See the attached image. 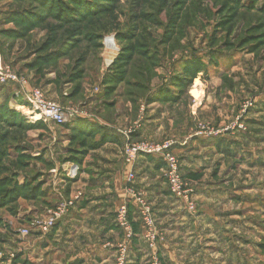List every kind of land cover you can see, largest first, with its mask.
I'll list each match as a JSON object with an SVG mask.
<instances>
[{"label":"rangeland","instance_id":"rangeland-1","mask_svg":"<svg viewBox=\"0 0 264 264\" xmlns=\"http://www.w3.org/2000/svg\"><path fill=\"white\" fill-rule=\"evenodd\" d=\"M113 1L115 9L109 15L94 14L96 19H93L90 18L92 12H89L84 15L89 17L86 20L78 17L72 22L67 21L69 16H64L65 14L61 18L66 21L45 16L39 26L36 24L37 19L29 20L27 17L35 12H43L34 1L0 0V57L4 65L22 81L21 84H0V106L7 103L8 110L18 114L24 124L32 126L23 131L20 127H6L1 122V130L8 137L18 133L21 135L17 136L16 142L6 145L8 158H5L4 162L8 168L0 171V177L8 175L13 184L18 186L25 182L30 185L39 184L43 194L36 199H27L21 195L6 204H0V264H27V261L28 264H37L35 248H30L29 252L23 254L27 241L35 238L33 236H41L36 222L46 218L47 212L55 206L60 197L72 200L73 207L83 197L79 189H70L71 184L79 177L81 165L64 159L69 156V150L79 153L81 147L72 142L70 130L66 127L75 125L76 121L83 118L84 113L92 115L95 110L100 109L99 100L104 92V78L114 69L111 64L109 68L106 66L105 42L108 38L113 39L114 49L120 51L121 47L129 42L117 41L115 33L127 32L135 23L139 27L137 32L145 29L142 37L149 45V54L157 58L152 78L159 81L161 76L164 78V74L166 78L171 74L177 80H188L185 87L175 88L177 95L174 98L176 100L171 101L168 107L170 114L180 119L187 110L188 122L191 118L190 127L194 133L198 131L197 127L194 129L192 111L189 109L196 108L191 94L199 98V86L203 90V97L196 101L200 107L203 106V112L212 114L213 120L207 121L209 127L219 131L218 135L207 140H236V147L230 151L229 148L228 151H222L224 155H220V160L217 154L211 158V170L215 174L213 176L220 174L216 180L221 179V185L230 193L233 207L230 210V220H233L230 222V248L234 255H230L231 259L216 260V255L211 254L210 248H207L209 252L204 254V258L201 257L199 262L192 259L194 255L189 254L183 259L184 263L264 264V0H164L161 4L158 0ZM89 6L93 9V4ZM144 13H150L151 20L144 19ZM93 26L104 30L100 33L102 48L96 52L85 43L89 37L88 32L95 38L96 34H92L95 32L88 31ZM42 27H55L56 34L53 35ZM49 37L54 38L57 43H50L44 48ZM74 37H77L75 42H79V45L71 53H67V43L72 42L70 39ZM58 40L63 44L58 45ZM51 50H57L56 55L61 54L58 60L52 62L54 64L47 67L33 65L34 62L38 64L37 58L40 54ZM85 53L87 59L81 64L79 60L85 58ZM193 58L200 59L203 66L199 72L201 75L197 74L189 84V74L180 69L182 64L192 63ZM77 68L83 69L84 76L79 82V90L72 95L76 83L72 85L67 83L66 79ZM48 85L50 91L46 92L44 87ZM26 87L29 89L26 90ZM33 89H40L48 101L66 110L78 111L80 116L62 125L31 119L32 115L28 113L29 108L25 106L21 95L22 92H30ZM54 93L57 94L58 100L52 97ZM95 101L98 102L94 103ZM146 106V99L141 96L142 115ZM197 111L199 110L193 111L194 115ZM118 128L125 132L132 129L125 126ZM99 135L98 133L97 136ZM97 136L89 139V144L96 143ZM139 141L157 143L145 139L132 142ZM15 147L19 148V151ZM20 154L27 159H18ZM17 159L21 161L19 168L8 165L9 161L16 162ZM65 165L78 166L79 172L74 179L68 180L64 177L62 167ZM183 182L187 189L191 190L190 198L194 207L188 208L183 200L181 203L189 214L197 217L199 207L194 199L196 185L184 177ZM220 210L228 213L222 206ZM228 218V215L218 217L221 220L219 234L227 233L225 226L229 223L223 225V222ZM23 229L28 232L26 236L21 234ZM213 229L208 227V230ZM199 232L197 226L192 227L189 236L196 237L197 233L201 234ZM156 243L154 240V246ZM192 243L193 241H190L189 244ZM200 247L202 244L198 241L191 250H200ZM219 250H222L221 247ZM152 257L157 264H164L157 256ZM145 260L148 259L144 258L143 264H147ZM139 261L130 259L129 264H139Z\"/></svg>","mask_w":264,"mask_h":264},{"label":"crops","instance_id":"crops-1","mask_svg":"<svg viewBox=\"0 0 264 264\" xmlns=\"http://www.w3.org/2000/svg\"><path fill=\"white\" fill-rule=\"evenodd\" d=\"M107 53L106 49V59ZM119 53L117 49L113 60L108 64L106 62L108 68ZM184 65L182 64L180 70H183ZM173 78L171 74L167 78L164 74V78L161 76L159 81L154 77L151 79V88L147 94L149 101L145 97L147 106L143 115L140 110L141 97L136 102L127 99L122 101L123 86L120 85L110 100L103 97L104 93L101 94L99 110H95L92 115L81 113L83 118L79 120L85 126L95 125L101 130L97 136V145L84 157H80L79 177L70 186L71 190L82 191L83 197L50 233L33 236L35 238L27 241L23 254L29 252L30 248H35L37 264H116L119 248L125 247L126 264L131 263L130 259L140 260L139 264H143L144 258L148 259L145 263L151 264L150 259L154 260V255L164 264H186L183 259L189 254L194 255L192 259L199 262L209 252L207 248H210L211 254L216 255L213 256L214 259H231L230 255H234V251L231 252L230 248V222L233 221L230 220V210L233 207L229 190L221 185V179L216 180L220 174L213 176L215 174L211 170V158L217 154L220 160V155H224L222 151H228V148L230 151L236 147V140L216 141L219 138H210L212 141H208L207 138L213 136L195 135L197 131L194 133L189 125L191 118L188 122L187 110L180 119L171 115L168 107L176 98L175 88L178 87ZM192 88H195V84ZM44 89L49 92L50 85ZM197 92L201 93L199 98L191 94L196 108L189 111H192L194 129L197 127L198 130L200 125L209 126L207 121H212L213 117L212 114L203 112V106L200 107L196 101L203 97L202 88L197 86ZM52 97L58 100L56 93ZM113 101L112 106H104V102ZM96 102L98 101L94 103ZM197 109L199 111L194 115L193 111ZM260 122L263 123L261 120ZM119 126L135 130L130 135L131 141L145 139L159 143L165 139L175 140L173 152L180 160L182 175L196 185L194 199L199 207L197 217L189 214L181 201L171 195L163 176L164 166L157 159L141 156L132 168L125 164L122 149L126 137L119 133ZM131 173L133 178L129 179ZM139 194L149 202L155 216L157 243L154 248H150L145 239V230L134 206L133 196ZM124 203L131 206L129 219L134 234L130 241L124 238L122 231L115 225L116 212ZM221 206L228 211L227 214L221 212ZM220 215L229 216L223 222V225L229 223L225 226L227 233H218L221 227V220L218 219ZM196 226L201 234L197 233L196 237L189 236V230ZM208 227L215 230H208ZM190 241H193L192 245L189 244ZM198 241L202 247L192 251ZM220 247L222 250H219Z\"/></svg>","mask_w":264,"mask_h":264},{"label":"trees","instance_id":"trees-1","mask_svg":"<svg viewBox=\"0 0 264 264\" xmlns=\"http://www.w3.org/2000/svg\"><path fill=\"white\" fill-rule=\"evenodd\" d=\"M32 2L34 1L36 3V5H38L39 7L42 8V13L40 14V12H35V14H29L27 17L28 19H37L36 21H38L36 24L39 25L40 22H42V18L49 17V18H55V19H63L61 18L62 15L64 16H69L67 21H74L77 20L78 17L79 18H85V20L87 18H89L87 16L84 17V15L86 13L92 12L90 13V18L96 19L97 15H101V14H106L109 15L110 12L115 9L114 7V1L113 0H31ZM106 3L105 4H101V2ZM135 1V0H134ZM161 3H163L164 0H158ZM100 3V4H98ZM135 3V2H134ZM90 4H93V9H90ZM90 9V10H89ZM100 11H105V12H100ZM45 13V15H44ZM93 14V15H92ZM96 16H95V15ZM43 15V16H41ZM151 14L149 13H144L142 15V17L148 18L151 20ZM141 16V15H140ZM140 16H136V17H140ZM134 19V18H133ZM84 20V19H83ZM66 21V19L64 20ZM35 25V24H33ZM32 25V26H33ZM40 26V25H39ZM43 29H46V31L48 32H52L53 35L56 34V30L55 27H42ZM32 28L30 27L29 30H31ZM87 29V27L85 28ZM84 30V29H83ZM137 30H139L138 25H136V23L134 24V26L131 27V30L128 29L127 32H116V40L117 41H128V45L126 46H122L120 53L118 54L117 58L114 60L113 64H112V69L113 72L111 71V74L106 76L105 78V88H104V94L103 97L107 98V100H110L111 95L114 94V92L117 90V88L120 86H123V98L136 102L138 97L144 96L148 99L146 93L149 90V83L152 79L153 76V72H154V68L156 66V62H157V58L156 56L151 57V55L149 54V45L146 42V40L143 39V34L145 33V29L142 32H137ZM88 31H92L95 33L92 34H96L94 37L92 38L91 36V32H88L87 34V39L85 43H88V46L91 49H94L95 52L99 49L102 48L101 46V38L102 35L100 33H103V29H99L97 27H91L90 30ZM139 33V34H138ZM125 38H127L125 40ZM77 39V37H74L70 40H72V42L70 41L69 43H67L66 49L65 51H67V53H71L72 50L75 49V47L77 45H79V42H75ZM46 40V39H45ZM60 41V40H58ZM50 43H57V41H55L54 38H47L46 43L44 44V48L49 45ZM60 42H58L59 45ZM63 44V43H61ZM43 45V44H41ZM49 49V48H48ZM47 50V48L45 49ZM56 51L57 50H51L48 52H45L44 54H40L41 56H39V58H37V62L38 64H36V62L33 63V65H38V67H47L50 64H54L52 62L56 61L59 59V57L61 56V54L56 55ZM85 58H82L79 60V58L77 60H79L81 62V64H84L86 58V53H85ZM135 57H137L135 59ZM76 60V61H77ZM200 59L198 58H193L191 61H193L192 63H188L186 62L183 70L185 74H189L190 78H189V84L192 81L191 79L195 78L196 75L201 71L202 69V63L199 61ZM188 63V64H187ZM74 68V67H73ZM84 76V72L83 69L81 68H77L76 70H74L73 72H71L68 75V78L66 79L67 83H71L74 87H73V93H77V91L80 88V80L82 79V77ZM173 82L175 83V85L181 87H185V83L188 82V80H177L176 77L173 78ZM176 99H173V101ZM114 103H105L104 102V106L105 107H110L112 106ZM6 126V127H20L21 130L25 131L28 128H31V125L28 124H24V122L21 120V117L16 114L14 111L12 110H8L7 109V103L3 104L2 106H0V165H2V167L0 166V171L3 170H7L6 168H8V166L6 165L5 158H8V152L6 151V145H8L11 142H16L15 140L17 139V136H20L21 134H13L12 136L8 137L7 135H5V132L1 129H3V127L1 126L2 123ZM77 123L75 124V126L73 127H66L68 130H70V137L72 138V142L75 145H79L81 147V150H78L79 153H75L74 150H69L68 154L69 156L64 159V161H72L75 163L80 164V157H84L87 152L91 149H93L97 143H93L92 145L89 144V139H93V137H95V135L97 136V134H100V128L92 125V126H88L85 124H83V122L76 121ZM102 136V134H101ZM102 138H104V136H102ZM20 139V138H19ZM7 140H9L7 143H5ZM15 149L17 151H19V148ZM26 158V156H22L21 154L18 156V159L20 158ZM17 161L16 162H11L9 161L8 165H11L12 167L15 168H19L21 161ZM13 180L12 178H9V176H5V177H0V204H6L8 201H12L15 197L17 196H23L24 198L27 199H32V198H37V196H42V192H40V188H39V184L37 185H30V183L25 182L22 186H18L17 184H13ZM131 210V206L128 205V218H129V213ZM130 220V219H129ZM134 231V229H133ZM264 251V249H262V252Z\"/></svg>","mask_w":264,"mask_h":264},{"label":"built area","instance_id":"built-area-1","mask_svg":"<svg viewBox=\"0 0 264 264\" xmlns=\"http://www.w3.org/2000/svg\"><path fill=\"white\" fill-rule=\"evenodd\" d=\"M21 79L10 68L4 65L0 57V84H21ZM25 83H22L24 85ZM22 99L26 103L28 113L32 115L33 120H43L53 124H67L72 122L74 118L79 117L78 111L66 110L52 101H48L40 89H33L30 92H22ZM227 130V129H225ZM134 130L120 131L119 133L126 137V143L122 149V156L126 165L131 168L134 166L136 160L141 156H150L161 161L164 164L163 176L166 181L167 188L171 195L177 200H183L188 208L193 209V202L190 198L191 190L187 189L183 182V176L180 171V162L178 157L173 152L175 142L172 140H164L160 143H151L148 141L132 142L129 136ZM197 135L216 136L219 131L207 126L200 125ZM221 134V133H220ZM129 135V136H128ZM64 177L68 180L74 179L79 172L77 165H69L62 167ZM133 178V174H129V179ZM80 196V195H79ZM134 206L137 209L139 220L142 228L145 230V239L149 242L150 248L154 247V240H156L155 218L153 216L149 202L141 195H134ZM128 203L122 204L115 215V225L122 231L124 238L128 241L133 237V227L128 218ZM73 207L72 200H66L62 197L56 202L55 206L47 212L44 220L36 222V227L39 229L41 235L48 234L63 218L67 215ZM21 234L26 236L28 234L26 229L21 230ZM125 247L119 248V254L116 264H126ZM151 264H157L155 258Z\"/></svg>","mask_w":264,"mask_h":264},{"label":"bare ground","instance_id":"bare-ground-1","mask_svg":"<svg viewBox=\"0 0 264 264\" xmlns=\"http://www.w3.org/2000/svg\"><path fill=\"white\" fill-rule=\"evenodd\" d=\"M106 44V47H107V64L109 62H111L116 54V50L114 49L115 46H114V43H113V39L111 38H108L105 42Z\"/></svg>","mask_w":264,"mask_h":264}]
</instances>
